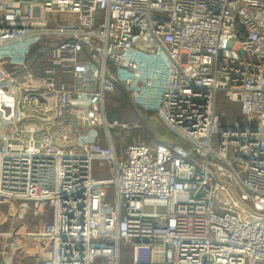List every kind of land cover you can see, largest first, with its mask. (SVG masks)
Instances as JSON below:
<instances>
[{
  "label": "built area",
  "instance_id": "2783aa9c",
  "mask_svg": "<svg viewBox=\"0 0 264 264\" xmlns=\"http://www.w3.org/2000/svg\"><path fill=\"white\" fill-rule=\"evenodd\" d=\"M118 87L180 141L119 154ZM0 138V264H264V0H0Z\"/></svg>",
  "mask_w": 264,
  "mask_h": 264
},
{
  "label": "rangeland",
  "instance_id": "374dc122",
  "mask_svg": "<svg viewBox=\"0 0 264 264\" xmlns=\"http://www.w3.org/2000/svg\"><path fill=\"white\" fill-rule=\"evenodd\" d=\"M50 56V51H46L44 58ZM123 90V89H122ZM120 89L106 95L105 116L109 127L110 138L116 148L124 149L133 139L143 137L146 140H153L157 137L158 141L179 142V138L172 134L167 128L157 120L156 116L150 113H139L130 103L126 93ZM218 110H226L231 116L239 119L241 105L239 103H224V99L219 95ZM2 139L0 138V142ZM108 173V174H107ZM94 174L96 177L105 179L113 177V168L110 163L97 161L94 163ZM111 196V190L107 191ZM48 214L45 215L47 220ZM40 219L33 218L30 214L24 221L19 222L23 231H31L40 223ZM162 258L161 256L159 257ZM130 253L123 249L121 264H130Z\"/></svg>",
  "mask_w": 264,
  "mask_h": 264
},
{
  "label": "trees",
  "instance_id": "16d2710c",
  "mask_svg": "<svg viewBox=\"0 0 264 264\" xmlns=\"http://www.w3.org/2000/svg\"><path fill=\"white\" fill-rule=\"evenodd\" d=\"M46 49H36L32 58L29 61V64L32 68H34L35 74L36 75H43V72L45 68L47 67L45 61H44V56L46 53ZM118 89L122 90L120 87ZM123 91V90H122ZM224 99V98H223ZM224 103L227 104V102L224 100ZM132 105V104H131ZM133 106V105H132ZM134 107V106H133ZM139 113H141L140 110H138L136 107H134ZM223 111V110H222ZM143 114V113H142ZM143 138V137H142ZM143 140L146 142L147 140L143 138ZM147 143V142H146ZM148 144V143H147ZM30 262V260H29Z\"/></svg>",
  "mask_w": 264,
  "mask_h": 264
},
{
  "label": "crops",
  "instance_id": "0c3cea01",
  "mask_svg": "<svg viewBox=\"0 0 264 264\" xmlns=\"http://www.w3.org/2000/svg\"><path fill=\"white\" fill-rule=\"evenodd\" d=\"M157 118V117H156ZM106 120H107V118H106ZM157 120H159L158 118H157ZM160 121V120H159ZM161 122V121H160ZM162 123V122H161ZM143 139V138H142ZM153 140H147L146 142L149 144V145H151V146H154L155 144H156V142L158 141L157 140V137H153L152 138ZM114 145V144H113ZM115 147V146H114ZM126 147V146H125ZM115 149H116V151L120 154L121 152H123L124 151V149H119V148H116L115 147ZM108 174V173H107Z\"/></svg>",
  "mask_w": 264,
  "mask_h": 264
}]
</instances>
